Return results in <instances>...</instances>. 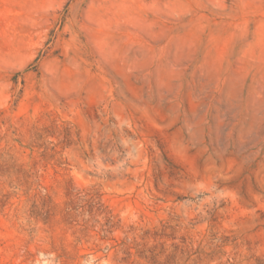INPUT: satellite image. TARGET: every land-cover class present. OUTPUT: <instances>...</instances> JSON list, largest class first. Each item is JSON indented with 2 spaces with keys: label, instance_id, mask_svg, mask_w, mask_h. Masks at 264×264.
Segmentation results:
<instances>
[{
  "label": "rangeland",
  "instance_id": "374dc122",
  "mask_svg": "<svg viewBox=\"0 0 264 264\" xmlns=\"http://www.w3.org/2000/svg\"><path fill=\"white\" fill-rule=\"evenodd\" d=\"M0 264H264V0H0Z\"/></svg>",
  "mask_w": 264,
  "mask_h": 264
}]
</instances>
